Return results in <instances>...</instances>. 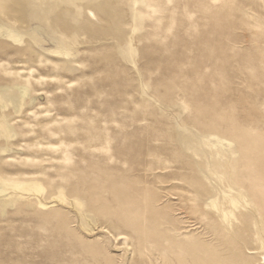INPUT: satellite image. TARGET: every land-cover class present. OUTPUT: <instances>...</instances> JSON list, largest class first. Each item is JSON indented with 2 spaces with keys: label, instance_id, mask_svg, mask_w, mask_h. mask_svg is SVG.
I'll list each match as a JSON object with an SVG mask.
<instances>
[{
  "label": "rangeland",
  "instance_id": "obj_1",
  "mask_svg": "<svg viewBox=\"0 0 264 264\" xmlns=\"http://www.w3.org/2000/svg\"><path fill=\"white\" fill-rule=\"evenodd\" d=\"M0 1L37 38L0 44V176L42 186L0 195V264H264L255 150L230 226L183 146L264 147V0H58L50 35L43 3Z\"/></svg>",
  "mask_w": 264,
  "mask_h": 264
},
{
  "label": "bare ground",
  "instance_id": "obj_2",
  "mask_svg": "<svg viewBox=\"0 0 264 264\" xmlns=\"http://www.w3.org/2000/svg\"><path fill=\"white\" fill-rule=\"evenodd\" d=\"M39 1L44 4L43 14L41 16V19L47 24V29L50 35L53 30V24H52L53 13L58 0H31L30 6L31 7L35 6L36 2ZM65 2L68 3L70 2V0H65ZM10 11L11 10L9 9V6L5 4L3 1H0V16L4 17V19H6L9 22L7 23L0 20V44L14 45L16 51L21 53L32 47L33 42H36L37 38L32 37L33 42L29 40L28 41L29 44L25 43L23 45L22 34L19 33L18 27H21L22 23H27L28 20L25 19L26 21H22L20 19H17L15 16H10ZM54 53H56L55 50L49 49V55H52ZM12 96L13 93L0 92V144L4 145L1 146L0 148L1 153L6 151L7 148V146H5L6 139L5 140L1 139L4 136V133L6 132L5 114L1 112V109L5 107V104L2 103V99L4 97L11 99ZM208 136H213L216 142L211 144L209 143V141H207L205 143V146L209 147L208 148L209 151H205L204 149L196 150V148H194L195 144L197 143L201 144L198 135H193V137H189V136L185 137L184 139H186V143L183 144V146L185 149L193 150L194 156L201 157L204 154L212 156L211 161L208 162L200 161L199 165L201 167V170L207 173L208 176L209 175L215 176L214 177V180L216 182L215 184H212L211 180L207 182V185L210 186V187L208 186L209 193L214 194L211 204L212 207L215 208L216 212L219 213V216L222 219L226 220L228 223H230L231 226L232 221L233 220L237 221L238 218L234 211L232 210H229L228 212L226 211L225 208L226 205L237 208L240 202L247 203L246 194L244 193V188L242 186L236 187V183L234 182V179H232V173L234 172L233 165L237 159V155L235 156V153L237 152L239 153L240 149L242 150V153L249 152L252 149H254L257 154L259 167H261V169H264V158L263 159L261 158L262 155L261 153L264 151V147L261 146V144L263 143L262 142L263 137L258 135L253 140H250L251 141L249 142L250 144L249 143L245 144L242 143V140H240L239 135H235V136L233 135L231 141L235 142V146L233 148L224 149L222 148L224 147L223 140L226 141L225 144L227 146L231 144L230 140L227 141V138H221L216 136L215 134H209ZM207 175H205V179L208 178ZM6 186H10L15 190H22V191L35 190L37 192H39L42 188L41 184L38 181H23V180H15V179L8 180L0 176V195L4 194V192L6 191ZM58 199L60 201H63L64 197L61 196ZM39 205L43 207L46 206L44 203L41 202H39ZM262 260H264V256H262Z\"/></svg>",
  "mask_w": 264,
  "mask_h": 264
}]
</instances>
